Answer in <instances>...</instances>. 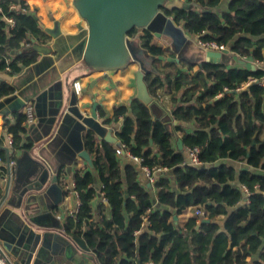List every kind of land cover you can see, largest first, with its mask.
Wrapping results in <instances>:
<instances>
[{"label": "trees", "instance_id": "obj_1", "mask_svg": "<svg viewBox=\"0 0 264 264\" xmlns=\"http://www.w3.org/2000/svg\"><path fill=\"white\" fill-rule=\"evenodd\" d=\"M184 1H193L200 9L160 10L188 35L222 44L235 57L264 62V0H229L227 9L219 13L213 9L221 0ZM11 5L26 11L11 10ZM0 8L1 99L14 92L4 76L16 75L38 57L34 51L18 52L30 46L32 39L48 44L51 37L40 28L25 1L0 0ZM3 15L14 20L12 28H7ZM127 35L137 36L139 45L154 57V71L144 76L150 96L157 97V89L169 93L175 105L173 117L179 122L195 119L199 129L182 135L183 148L179 150L166 127L152 120L142 102L135 99L130 114L126 106H115L113 119L122 115L117 133L120 143L132 155L140 156L144 165L169 170L153 184L161 207H154L149 190L138 180L135 163L126 158L129 163L121 168L113 145H95L93 167L73 172L80 206L75 217L66 219L65 230L76 238L82 237L98 264H264V174L248 169L237 173L225 164L209 168L180 165L185 159V148L198 147L201 163L227 158L257 164L264 171V85L252 82L236 91L246 82L264 76V68H227L225 62H205L188 74L182 68L191 70L192 64L160 60L165 56L174 58V54L154 44L149 30L132 29ZM7 66L10 71L5 72ZM164 70H169L165 77ZM15 117V123L10 122L12 116L5 118L0 134L2 162L15 150L28 146L22 143L19 128L26 115L17 112ZM6 133L12 135L9 151L4 146ZM85 141L86 149L93 153L90 133H86ZM4 171L5 167L0 166V176ZM93 172L101 184L98 188L93 184ZM241 186L250 192L248 203L243 202ZM97 192H102L107 200L108 216L106 206L100 204L94 218L91 202ZM192 206L203 209L208 221L196 224L191 217L184 226H174L172 213ZM226 207L235 208L229 212ZM147 210L150 224L143 229L148 230L136 234ZM219 215L225 216V231H218L214 221Z\"/></svg>", "mask_w": 264, "mask_h": 264}, {"label": "crops", "instance_id": "obj_2", "mask_svg": "<svg viewBox=\"0 0 264 264\" xmlns=\"http://www.w3.org/2000/svg\"><path fill=\"white\" fill-rule=\"evenodd\" d=\"M23 1L39 23L45 28L60 31L63 36L79 33L78 25L85 27V23L76 13L74 0ZM182 1L192 9H200L193 1ZM228 2L229 0H221L213 10L217 13L225 11ZM15 6H17L16 10L22 11L21 7ZM41 29L44 31L43 28ZM155 29L158 35L152 33L154 44L174 54V58L161 57L163 63L173 61L178 63L183 60L193 65L191 70L182 68V71L188 74L205 63L208 50L197 45L196 40L200 38L185 33L172 17L165 14L158 17ZM126 43L129 51L126 57L128 60H125L118 69H90L83 62L68 66L67 61L55 60L54 54H51L38 56L35 62L24 66L19 73L7 80L10 84L13 82L28 98L25 100V106L17 112H30L34 118L32 124L22 122L19 126L21 141L28 146L15 150L12 156H6L0 164L5 167L0 179L3 178L6 183V189L5 186L0 185V246H5L4 249L1 248L14 264H98L91 250L84 245L82 237L76 238L73 233L65 230L66 219L74 217L70 216V213L75 207V198L68 189L73 183L75 169L93 167L95 145L111 144L116 149L122 144L117 137L122 126V115H118L116 120L113 119V108L124 105L129 114L133 112L136 72L141 70L145 76L147 72L154 71L152 62L154 57L139 45L137 36H128ZM246 59V57H235L228 50L226 54H222L217 63L225 62L227 68L235 66L249 68L251 65L254 69L264 68V62ZM240 60L244 62L241 63ZM26 67L28 68L25 69ZM168 74L169 70H164L163 76ZM2 77L0 74V81ZM75 81H79L81 86V93L77 96L72 87ZM156 96H150L152 101L146 106L152 120L160 121L166 127L177 147L178 140L182 143V135L193 133L199 129V125L195 119L179 122L173 117L175 105L169 93L157 89ZM17 112L12 114L11 123L18 121L15 117ZM6 117L0 114V134ZM254 119L259 121L256 115ZM86 133H90L93 137V153L86 149ZM261 139L264 140V130ZM82 151L87 153L91 166L79 155ZM117 158L121 168L129 163L125 154ZM183 162L181 166H190ZM220 164L233 167L237 173L242 169H248L251 172L264 174V171L257 168V164L252 166L227 158L195 166L209 168ZM138 171V180L149 190L154 207H161L156 200L154 183H149L143 173L139 169ZM167 172L168 169L165 173ZM93 178V184L98 188L101 184L95 172ZM122 180H124L123 176ZM243 187L245 186H241L243 202L248 203L249 194L244 192ZM100 204L106 206V215L110 214L107 202H102L100 192H97L91 202L94 218H97L96 210ZM226 208L230 212L235 207ZM198 209L204 211L192 206L181 213H172L173 225L182 227L191 217L196 224L207 220L204 216L195 213ZM224 219V215L214 217V221L219 226L218 231H225ZM149 224L144 227H149ZM144 227L141 228L140 224V229L135 233L142 232ZM117 233H121V230H117ZM147 264L153 263L149 261Z\"/></svg>", "mask_w": 264, "mask_h": 264}, {"label": "water", "instance_id": "obj_3", "mask_svg": "<svg viewBox=\"0 0 264 264\" xmlns=\"http://www.w3.org/2000/svg\"><path fill=\"white\" fill-rule=\"evenodd\" d=\"M182 7L189 6L182 0H74L76 13L85 23V27L78 25L79 33L63 36L60 31L45 28L39 23L52 41L41 44L32 39L31 45L18 53L34 51L41 57L54 54L55 60L64 59L68 66L83 62L90 69H118L125 63L129 52L126 39L132 29L149 30L158 35V32H155L158 17L164 16L160 9L171 10ZM34 17L36 18L35 15ZM227 52L228 48L223 51L208 50L205 62L217 63L222 54ZM246 60L252 61V58L248 57ZM240 62L244 61L240 60ZM250 68L254 70V66L251 65ZM143 76L141 70L136 72L135 99L147 105L152 100ZM4 78L8 81L10 79L8 75ZM11 85L16 91L0 99L2 116L11 117L14 112L25 106V100L28 99L13 82ZM177 147L179 150L183 148L180 140L177 141ZM5 150L8 151L7 148ZM79 155L84 157L90 166L92 165L85 151L80 152ZM0 185L5 186L6 189L3 178L0 179ZM203 221L207 222V220ZM1 247L4 249L5 246H0V250L3 251Z\"/></svg>", "mask_w": 264, "mask_h": 264}, {"label": "built area", "instance_id": "obj_4", "mask_svg": "<svg viewBox=\"0 0 264 264\" xmlns=\"http://www.w3.org/2000/svg\"><path fill=\"white\" fill-rule=\"evenodd\" d=\"M9 9L11 10H16L17 6L15 5H11L9 6ZM22 12H25V8H21ZM1 11V8H0ZM3 19L5 20V22L7 23V28L10 29L13 27L14 25V20L6 15H3ZM196 43L199 47L205 49V50H215V51H223L225 50V46L222 44H218L215 41H204L201 39H197ZM6 62H8V59L6 58ZM10 71V68L7 66L5 68V72ZM252 82H256L259 83L260 85H264V76H262L260 79H252L250 81H248L245 85H242L240 88H237V90L245 87L246 85L248 86L250 83ZM73 91L74 94L77 96L81 93V86H80V82L79 81H75L73 82ZM217 96H220V94H218ZM26 115V120L25 123L26 124H32L34 121V118L32 117V115L30 114V112H23ZM5 148L8 149V151L12 148V136L10 133H6L5 134ZM115 154L116 155H122L125 154L132 162H134L135 164H137L138 169L141 171V173H143V175L145 176V178L148 180L149 183H154L157 179V176L161 173H165V171L167 170L165 167L162 166H147L143 164V159L140 156H135L132 155L131 153H129V151L126 149L124 144H120L119 147H117L115 149ZM185 154H186V160L183 162V164H187V165H199L201 162L198 159V154H199V148L198 147H187L185 148ZM0 164H1V159H0ZM255 188H257V186H255ZM244 192H246L247 194H250V192L247 190L246 187H243ZM69 193H71L74 198H75V207L74 210L70 213V216H74L77 214L78 212V208L80 206V200L78 198V192L76 191V189L74 188V184L71 183L70 189H68ZM100 197L102 202H107L105 196L103 195L102 192H100ZM195 213L199 216H204V211L202 210H196ZM149 223L148 220V211L143 214L141 216V228L146 226V224ZM0 264H14V262L9 258V256L4 252L0 250Z\"/></svg>", "mask_w": 264, "mask_h": 264}, {"label": "rangeland", "instance_id": "obj_5", "mask_svg": "<svg viewBox=\"0 0 264 264\" xmlns=\"http://www.w3.org/2000/svg\"><path fill=\"white\" fill-rule=\"evenodd\" d=\"M126 60H128V59L126 58Z\"/></svg>", "mask_w": 264, "mask_h": 264}]
</instances>
